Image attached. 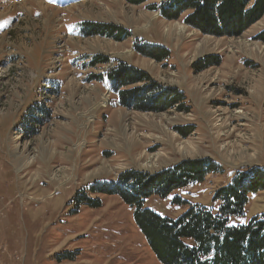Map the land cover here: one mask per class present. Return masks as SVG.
<instances>
[{
    "label": "rangeland",
    "instance_id": "1",
    "mask_svg": "<svg viewBox=\"0 0 264 264\" xmlns=\"http://www.w3.org/2000/svg\"><path fill=\"white\" fill-rule=\"evenodd\" d=\"M164 1L0 0V264H161L134 209L91 186L211 161L216 172L203 182L147 200L176 219L189 206H211L238 173L264 170V17L217 37L151 8ZM86 24L128 35L87 36ZM148 46L168 60L137 51ZM95 57L108 63L94 65ZM121 63L179 92L180 103L146 105L158 112L119 104L108 75ZM262 214L264 190L232 224Z\"/></svg>",
    "mask_w": 264,
    "mask_h": 264
},
{
    "label": "trees",
    "instance_id": "2",
    "mask_svg": "<svg viewBox=\"0 0 264 264\" xmlns=\"http://www.w3.org/2000/svg\"><path fill=\"white\" fill-rule=\"evenodd\" d=\"M126 1L140 5L155 0ZM151 8L168 20L185 16L187 25L217 37L241 35L264 17V0H166ZM82 33L115 40L128 35L119 27L102 24H86ZM259 40L264 42V31ZM137 51L158 62L169 58L159 47L148 46L145 51ZM107 63L108 59L99 57L93 60L94 65ZM108 80L119 104L138 111L158 112L146 105L164 104L165 108L179 104L182 99L179 92L161 91L145 72L124 63L112 70ZM138 83L145 85L125 90ZM213 172L216 168L209 160L184 161L154 175L127 172L120 176L119 184L93 185L90 191L118 195L134 209V221L161 264H264V214L245 224H232L233 219L245 217L249 197L264 190L262 169L238 173L229 185L215 194L211 206H189L176 219L161 217L146 207L147 200L166 199L176 191L203 182ZM84 204L101 207L100 200L89 199ZM173 204L180 205V201L176 198Z\"/></svg>",
    "mask_w": 264,
    "mask_h": 264
},
{
    "label": "bare ground",
    "instance_id": "3",
    "mask_svg": "<svg viewBox=\"0 0 264 264\" xmlns=\"http://www.w3.org/2000/svg\"><path fill=\"white\" fill-rule=\"evenodd\" d=\"M180 30L183 31L181 27H180ZM243 152H244V151H243ZM242 154H243V153H242ZM243 158H244V157H243ZM22 169H24V168H22ZM22 169H20V170H22ZM43 175H44V174H43ZM51 178H52V177H51ZM64 178H65V177H64ZM40 180H42V179H40ZM51 180L56 181V180H55V177H54L53 179H51Z\"/></svg>",
    "mask_w": 264,
    "mask_h": 264
}]
</instances>
